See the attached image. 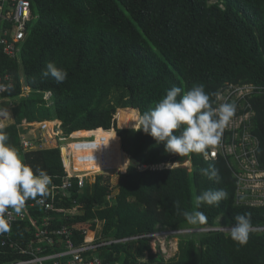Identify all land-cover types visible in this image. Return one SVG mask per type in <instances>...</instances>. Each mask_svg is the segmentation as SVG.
Masks as SVG:
<instances>
[{"label":"trees","instance_id":"obj_1","mask_svg":"<svg viewBox=\"0 0 264 264\" xmlns=\"http://www.w3.org/2000/svg\"><path fill=\"white\" fill-rule=\"evenodd\" d=\"M30 1L37 19L29 25L20 58L0 60V74L15 77V87L6 94L17 99L11 110L14 124L2 130L8 143L34 170L62 176L60 148L24 152L19 135L28 131L25 121L58 120L67 136L84 138L72 145L69 171L95 167V173H119L114 188L110 177L99 174L94 184L81 191L76 187L71 198L58 205L71 208L76 200L85 213L71 225L91 221L84 226L88 234L77 232L75 242L92 238L97 220L106 239L140 237L103 248L105 262L264 264V207L237 204V179L228 164L236 165L234 161L170 154L151 135L134 130L136 124L139 129L136 110L141 116L173 86L187 91L203 84L210 94L224 93L231 85L263 89L264 0ZM48 62L67 71L65 82L41 75ZM22 78L31 89L24 97ZM46 93H51L49 100ZM249 101L255 112L250 131L260 141L257 157L264 168V93L255 92ZM232 134L224 136L227 143ZM188 161L192 169L185 165ZM166 164L173 168H162ZM210 166L218 169L219 182L200 173ZM221 188L228 199L218 207L201 206L206 222L188 224L182 211L195 210V198L203 191ZM244 213L251 214L255 230L248 244L240 246L217 229L234 226L235 215ZM159 229L208 231L180 237L176 255L166 259L152 248L150 235Z\"/></svg>","mask_w":264,"mask_h":264},{"label":"built area","instance_id":"obj_2","mask_svg":"<svg viewBox=\"0 0 264 264\" xmlns=\"http://www.w3.org/2000/svg\"><path fill=\"white\" fill-rule=\"evenodd\" d=\"M36 19L30 0H0V60L3 56L10 60L20 58L29 25ZM14 81L15 77L12 74H0V131L14 124L9 122V117L17 99L6 97L10 89L15 87ZM22 84L23 91L20 97L28 96L31 89L24 84V78ZM26 88L29 93L26 92ZM255 92L264 93V88L259 90L249 85H231L224 93H220V103H234L236 112L223 132L221 143L209 150L206 160H217L220 156L227 160L232 159L236 165L228 164L237 179V204L264 207V168L257 157L260 141L250 131L255 112L248 99ZM50 98L51 93H46L45 99ZM243 101L246 105L241 104ZM30 124H36L37 127L19 134L23 151L51 149V145L53 148H60L65 174L50 176L52 184L47 195L26 201L23 214L18 215L11 209L0 210V219H4L10 226V231L0 233V264H121L119 261L105 262L100 256V251L105 247L140 237L106 239L102 232L99 234L97 226L92 238L77 244L76 233L87 235L89 230L84 226L89 225L91 221L71 225L84 211L82 204L76 200L72 201L71 208H58L65 199L71 198L70 194L76 187L81 191L87 184H94L97 175L109 172L95 173V167H92L91 170L71 173L67 161L74 164L75 154L72 145L84 140L74 138L76 133L67 136L62 122L58 120L23 123ZM228 132L233 133L230 143L224 139ZM188 164L192 167L190 161L185 165ZM162 168H173V165L166 164ZM57 213H61L62 216L57 217ZM96 224H99V221L96 220ZM222 231L227 232L225 229Z\"/></svg>","mask_w":264,"mask_h":264},{"label":"clouds","instance_id":"obj_3","mask_svg":"<svg viewBox=\"0 0 264 264\" xmlns=\"http://www.w3.org/2000/svg\"><path fill=\"white\" fill-rule=\"evenodd\" d=\"M41 75L53 78L57 84L68 77L67 71L54 62H48ZM219 99L220 93L206 92L203 84L193 85L187 91L173 86L153 108L141 114L140 127L137 130L136 124L134 130L151 135L157 143L164 145L167 153L178 156L203 154L207 159L209 150L221 143L223 132L236 112L234 103L217 105ZM8 141L7 133L0 131V210L11 209L19 215L23 214L26 201L47 195L52 178L43 169L34 170L26 164ZM200 173L219 182V171L215 167L200 169ZM227 199L228 192L223 188L205 190L195 198V210L182 211V215L190 225L203 224L207 217L198 209L203 205L218 207ZM174 206L181 211L179 202ZM234 221V226L224 229L234 242L246 246L252 233L251 214H237ZM8 231L9 224L0 219V233Z\"/></svg>","mask_w":264,"mask_h":264},{"label":"rangeland","instance_id":"obj_4","mask_svg":"<svg viewBox=\"0 0 264 264\" xmlns=\"http://www.w3.org/2000/svg\"><path fill=\"white\" fill-rule=\"evenodd\" d=\"M21 74L23 75L22 71H21ZM27 88H26V92H28ZM122 110H124V109H122ZM119 111L120 110H118V112ZM136 111L138 113V118L140 119V112L138 110H136ZM116 118H117L118 128H120V122L118 120L119 118L118 117H116ZM9 121L10 122L13 121L12 115L9 117ZM81 139L84 140V138H81ZM49 142H51V140H49ZM64 144H66V143L64 142ZM51 147L53 148V145H51ZM187 166H189V164ZM190 168L192 169V167H190ZM118 174H119L118 172H109L108 174H104V175H106V176L111 178V187L112 188H114V186H116V184L118 183V179H119V175ZM93 181H94V179H92V182ZM108 201L110 203L113 201L111 196L108 197ZM83 214H84V211L81 213V215H83ZM90 224H91V222H90ZM97 226L99 227V234H101L102 229H103V223L99 222V224H97ZM97 226H96V228H97ZM222 229H224V227L218 228L217 230H222ZM201 231H208V229L207 230L191 229V230H178V231L159 229L156 233L150 235L152 237L153 252L154 253H158L160 251L166 259H169L172 256L174 257L176 255V252L179 249V239H180V237L188 236V235L198 236L201 233H203ZM93 235H94V233L92 234V237H93ZM144 260H146V258Z\"/></svg>","mask_w":264,"mask_h":264},{"label":"bare ground","instance_id":"obj_5","mask_svg":"<svg viewBox=\"0 0 264 264\" xmlns=\"http://www.w3.org/2000/svg\"><path fill=\"white\" fill-rule=\"evenodd\" d=\"M24 126H25L26 128H28V130H30V129H34V128L37 127L36 124H30V125H24ZM50 126H52V124H50ZM70 172H71V173H75V169H71Z\"/></svg>","mask_w":264,"mask_h":264},{"label":"crops","instance_id":"obj_6","mask_svg":"<svg viewBox=\"0 0 264 264\" xmlns=\"http://www.w3.org/2000/svg\"><path fill=\"white\" fill-rule=\"evenodd\" d=\"M10 122V121H9ZM12 123H14V121H11ZM140 127V126H139ZM122 129H130V128H122ZM138 129V128H137Z\"/></svg>","mask_w":264,"mask_h":264},{"label":"snow or ice","instance_id":"obj_7","mask_svg":"<svg viewBox=\"0 0 264 264\" xmlns=\"http://www.w3.org/2000/svg\"><path fill=\"white\" fill-rule=\"evenodd\" d=\"M215 153H212V155H214Z\"/></svg>","mask_w":264,"mask_h":264}]
</instances>
